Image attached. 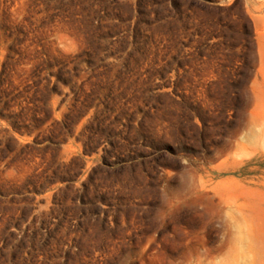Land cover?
<instances>
[{
	"label": "rangeland",
	"instance_id": "obj_1",
	"mask_svg": "<svg viewBox=\"0 0 264 264\" xmlns=\"http://www.w3.org/2000/svg\"><path fill=\"white\" fill-rule=\"evenodd\" d=\"M0 264H264V0H0Z\"/></svg>",
	"mask_w": 264,
	"mask_h": 264
}]
</instances>
